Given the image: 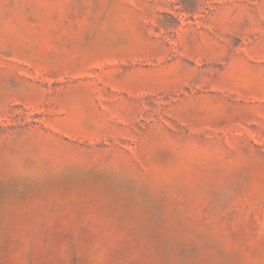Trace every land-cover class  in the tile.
I'll return each instance as SVG.
<instances>
[{"label":"rangeland","instance_id":"1","mask_svg":"<svg viewBox=\"0 0 264 264\" xmlns=\"http://www.w3.org/2000/svg\"><path fill=\"white\" fill-rule=\"evenodd\" d=\"M0 264H264V0H0Z\"/></svg>","mask_w":264,"mask_h":264}]
</instances>
